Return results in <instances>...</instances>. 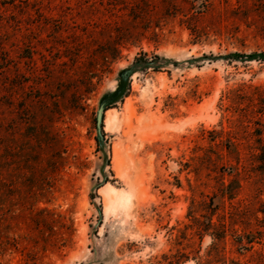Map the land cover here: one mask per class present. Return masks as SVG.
I'll return each mask as SVG.
<instances>
[{
	"label": "rangeland",
	"instance_id": "374dc122",
	"mask_svg": "<svg viewBox=\"0 0 264 264\" xmlns=\"http://www.w3.org/2000/svg\"><path fill=\"white\" fill-rule=\"evenodd\" d=\"M233 53L264 0H0V264H264V61Z\"/></svg>",
	"mask_w": 264,
	"mask_h": 264
},
{
	"label": "trees",
	"instance_id": "16d2710c",
	"mask_svg": "<svg viewBox=\"0 0 264 264\" xmlns=\"http://www.w3.org/2000/svg\"><path fill=\"white\" fill-rule=\"evenodd\" d=\"M224 58L229 59L231 61H240V62L264 61V53H253L249 55H245L241 53H233V54L225 56ZM159 61H161V58L158 56H156L155 60H152V61H150L147 58V56L145 57L143 56V57L137 58L130 67L121 71L120 81H122V78L125 77L127 78V83L125 84V87L123 91L121 92V94L117 97L116 101L124 97L125 92L128 87V81L134 74H136L137 72L143 71V70L151 69V68L158 70L160 68ZM120 85H121V82H120ZM98 141L101 144V140L98 139ZM262 151L264 152V149Z\"/></svg>",
	"mask_w": 264,
	"mask_h": 264
},
{
	"label": "water",
	"instance_id": "95a60500",
	"mask_svg": "<svg viewBox=\"0 0 264 264\" xmlns=\"http://www.w3.org/2000/svg\"><path fill=\"white\" fill-rule=\"evenodd\" d=\"M127 83V78L123 77L121 81V85L118 87V89L111 95H107L104 97V99L101 102L98 114H97V129L99 132V139L102 141L101 133H102V123L104 120V113L106 111L107 106L112 104L114 101H116L117 97L121 94L123 91L125 84Z\"/></svg>",
	"mask_w": 264,
	"mask_h": 264
},
{
	"label": "bare ground",
	"instance_id": "6f19581e",
	"mask_svg": "<svg viewBox=\"0 0 264 264\" xmlns=\"http://www.w3.org/2000/svg\"><path fill=\"white\" fill-rule=\"evenodd\" d=\"M121 196V195H120ZM123 196V195H122Z\"/></svg>",
	"mask_w": 264,
	"mask_h": 264
}]
</instances>
